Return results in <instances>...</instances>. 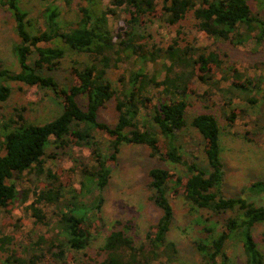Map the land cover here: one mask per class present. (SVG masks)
<instances>
[{
	"label": "trees",
	"instance_id": "obj_1",
	"mask_svg": "<svg viewBox=\"0 0 264 264\" xmlns=\"http://www.w3.org/2000/svg\"><path fill=\"white\" fill-rule=\"evenodd\" d=\"M21 1L0 0L14 17L21 40L15 48L20 71L13 72L0 61V104L7 102L12 94L8 82H21L51 91L55 98L63 101L64 108L56 119L41 125L26 122L24 115L17 112L10 118L15 128L9 129L11 124L5 125L7 130L0 134V148L5 151L0 157V252L5 254L0 264H62L67 250H85L91 243L92 230L99 223L100 227L105 225L101 215L104 194L123 144L146 146L152 157L186 166L188 175L183 182V177L174 180L169 170H151L150 200L162 211L154 231L138 246L129 235L130 223L117 220L95 264H172L178 253L177 245L168 240L175 218L169 198L172 181L183 188L191 209L209 214L203 217L205 222L214 221L212 227L204 226L209 235L193 242L201 264H228L226 247L234 237L243 243L245 264H264V253L253 233L256 225L264 222V206H257L243 197L224 195L225 172L216 116L204 112L192 121L205 142L209 172L196 163L186 164L181 146H177L180 133L187 126L186 113L191 105L188 97L194 94L190 86L192 80L197 78L211 85L216 76L211 74L212 68L215 71L221 69L224 61L217 51L207 54L205 49L194 51L189 45L180 46L178 37L166 48L150 44L148 37L138 33L136 28L137 24L143 25L142 20L147 17L176 26L192 14L196 29L208 37L230 41L234 45L251 38L262 43L264 18L253 12L248 0H111L114 8H107L100 16L79 7V20L70 30L61 27L60 9L50 6L42 16L45 28L37 33L29 31L30 21ZM122 13L129 14L130 18L122 17ZM109 15L121 21L116 35L110 31ZM56 40L93 59L91 66L75 63L72 68L75 83L67 89L60 88L54 77L39 72L60 67L65 50L42 46ZM110 51H113V57L108 55ZM34 54L38 58L33 66L29 61ZM131 54L138 56L142 68L133 69L128 77L124 75L120 79L124 87L117 90L108 79L107 70L128 62ZM159 60L169 62L164 65L166 71L162 81H158L160 71L152 76L144 73L145 64ZM236 78L232 94L256 104L257 98L252 94L264 93V75L255 79L247 77L245 82L239 81L240 74ZM152 88L161 89V98L156 103L149 95ZM83 96L87 100L85 106L80 100ZM200 99L205 104L210 103L208 92ZM112 100H116L118 113V121L113 126L99 120V110L106 108ZM142 109L153 111V123L160 133L148 127V119L141 116ZM226 119L233 125L237 111L231 110ZM98 133L107 139V151L98 139ZM159 135L168 140L165 147H161ZM51 145L63 151L72 146L90 150L93 164H80L71 170L80 177L81 186L71 199L67 197L59 173L46 167L48 159L57 156L47 154ZM26 181L33 186L20 190L17 184ZM83 190L86 195H92V203H77ZM247 190L251 196L264 195V181L254 182ZM31 193L33 201L25 210L36 226L48 228L47 233L36 236L30 246L12 248L15 237L3 231L1 209L11 216ZM50 208L55 209L52 215L58 218L56 226L49 216ZM14 226L18 232L19 225L15 223Z\"/></svg>",
	"mask_w": 264,
	"mask_h": 264
},
{
	"label": "rangeland",
	"instance_id": "obj_2",
	"mask_svg": "<svg viewBox=\"0 0 264 264\" xmlns=\"http://www.w3.org/2000/svg\"><path fill=\"white\" fill-rule=\"evenodd\" d=\"M248 2L253 12L264 18V0H248ZM20 5L28 14L31 25L29 31L32 33H37L39 29L45 28L42 16L44 10L50 6L60 9L63 30L75 27L80 16L79 7L88 8L97 16H100L107 8H114L111 6V0H23ZM122 17L130 18V15L122 13ZM108 19L110 31L116 35L120 31L121 21L112 15H109ZM142 22L143 25L137 24V31L148 37L150 44L166 48L173 39L178 37L182 47L189 45L194 51L205 49L207 54L210 51H217L220 54L224 65L217 70L218 72L212 68L211 74H216V76L211 85L204 84L197 78L191 82L190 86L194 94L188 97L191 105L186 113L187 126L181 131L177 146H181L180 152L186 164L196 163L209 172L210 167L204 151L205 142L192 126V121L197 115L204 112L214 114L220 127V155L225 172L224 195L226 197H243L254 202L257 206H264V195L251 196L247 190L254 182L264 181V93L252 94V97L256 96L257 98L256 104H251L236 94H232L235 92L232 85L238 74L242 76L240 82H245L247 77L255 79L264 75V42L259 43L251 38L243 44L234 45L230 41L208 37L196 29V20L192 14H189L176 26L166 25L161 20L150 17L144 18ZM179 32L181 34H178ZM20 41L14 17L7 6L0 3V61L5 68L13 72L20 71L15 52ZM42 46L65 50V57L61 60L58 69L39 70L40 74L44 76L54 77L60 88L67 89L75 83V77L72 74L75 63L84 66L93 64V59L89 54L73 51L60 40L42 44ZM108 55L113 57V51L108 52ZM37 58L36 54L31 56L30 64L34 66ZM127 61L119 64L116 69L111 67L107 70V77L117 90H122L124 87L120 81L124 75L128 77L129 72L133 69L142 68L137 55L131 54ZM166 64L169 65L166 60H159L154 64L147 63L144 65V73L152 76L160 71L158 81H162L165 77L164 65ZM8 85L12 89V94L7 102L0 104V134L7 130L5 125L11 124L10 118L14 117L17 112L24 115L26 122L36 125L53 121L63 112V101L55 98L49 90L21 82H8ZM160 91L161 89H150L149 95L153 97V103L161 98ZM206 92H208L211 103L206 102L209 104L208 106L200 99ZM80 100L85 106L87 102L85 96ZM231 110L237 111V119L233 125H230L226 119V115ZM141 112V116L148 119V127L160 133L159 128L153 123V111L142 109ZM99 120L112 126L117 123L116 100H112L106 108L99 110ZM12 128H15V125L11 124L9 129ZM97 135L107 151V139L102 133ZM159 138L161 147H165L168 140L161 135ZM4 154L5 151L0 148V157ZM47 154H57L56 158L48 159L46 167L59 173L61 183L66 186L65 191L68 199L75 197L74 191L81 190L80 177L76 173H71V170L77 169L80 164H93L90 150L72 146L63 151L51 145L47 148ZM153 169L169 170L174 176V180L177 177H183V182L188 175L186 166L164 162L159 158L152 157L146 146L130 144L121 146L117 166L113 170L104 194L105 200L101 215L105 225L100 227L99 223L98 227L92 230L91 243L85 250H67L62 264H95L100 257L99 251L117 220L130 223L132 228L129 235L134 239L136 245L139 246L146 241L147 235L154 231V227L162 215L160 208L150 200V191L148 190L149 173ZM32 186L28 181L17 184L20 190ZM169 198L175 210V218L168 234V240L174 242L178 249L172 264H201L200 255L193 242L209 235L204 226L212 227L214 221L205 222L203 217H208L209 214L190 208L185 200L183 188H180L175 181L171 182ZM93 200L92 195H86L83 190V193L78 196L77 203L89 204ZM32 201L33 194L31 193L24 204L12 211L11 216L5 214L1 209L3 231L6 235L15 237L16 242L11 246L12 248L19 249L24 245L30 246L37 239L36 236L47 233L48 228L36 226L35 220L25 210V207ZM48 210H50L49 216L53 219V226H56L58 218L52 215L55 209ZM15 223L19 225L18 232L17 229L15 230ZM218 230H221L220 226ZM253 233L259 249L264 253V222L258 223ZM226 253L229 258L228 264L246 263L243 243L239 238L234 237L228 243ZM4 256L5 254L0 252V259Z\"/></svg>",
	"mask_w": 264,
	"mask_h": 264
}]
</instances>
